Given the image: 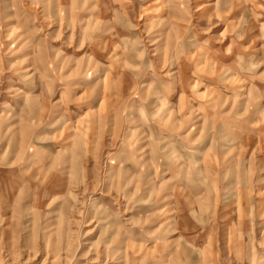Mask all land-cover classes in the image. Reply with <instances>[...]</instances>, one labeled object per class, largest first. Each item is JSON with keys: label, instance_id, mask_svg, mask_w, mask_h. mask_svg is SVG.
I'll list each match as a JSON object with an SVG mask.
<instances>
[{"label": "rangeland", "instance_id": "rangeland-1", "mask_svg": "<svg viewBox=\"0 0 264 264\" xmlns=\"http://www.w3.org/2000/svg\"><path fill=\"white\" fill-rule=\"evenodd\" d=\"M0 264H264V0H0Z\"/></svg>", "mask_w": 264, "mask_h": 264}, {"label": "crops", "instance_id": "crops-1", "mask_svg": "<svg viewBox=\"0 0 264 264\" xmlns=\"http://www.w3.org/2000/svg\"><path fill=\"white\" fill-rule=\"evenodd\" d=\"M204 108L207 109V105H206ZM204 123H205V126H204V127L206 128L207 125H208V124H207V123H208V120H205ZM166 141H167L166 139H165V140L163 139V143H165ZM10 143H11V142H10ZM164 146H165V145H164ZM164 146H163V147H164ZM163 147H162V148H163ZM179 210H181V208H180ZM184 220H185V219H184Z\"/></svg>", "mask_w": 264, "mask_h": 264}]
</instances>
